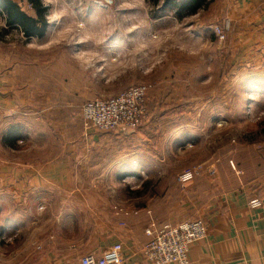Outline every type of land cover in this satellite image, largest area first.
Returning a JSON list of instances; mask_svg holds the SVG:
<instances>
[{"label": "rangeland", "instance_id": "374dc122", "mask_svg": "<svg viewBox=\"0 0 264 264\" xmlns=\"http://www.w3.org/2000/svg\"><path fill=\"white\" fill-rule=\"evenodd\" d=\"M18 1L24 12L36 15L28 0ZM37 1L47 24L43 38H27L18 26H7L0 4V73L7 76L2 86L17 97L20 127L10 134L5 130L10 119L2 120L8 159L28 156L34 167L67 160V167L85 168L90 162L77 158L88 147L87 130L95 129L85 125L83 105L137 85L148 86L144 123L152 120L162 130L176 125L199 139L194 153L191 146L179 154L172 150L170 158L175 132H160L157 140L170 160L164 177L194 168L199 174L232 141L264 138L257 128L264 124V85L237 81L242 68L229 59L226 39L212 30L222 25L214 19L221 4L208 2L206 10L189 15L180 9L182 0ZM164 177L153 178L146 195L171 187ZM142 180L122 184L136 191L143 189Z\"/></svg>", "mask_w": 264, "mask_h": 264}, {"label": "crops", "instance_id": "0c3cea01", "mask_svg": "<svg viewBox=\"0 0 264 264\" xmlns=\"http://www.w3.org/2000/svg\"><path fill=\"white\" fill-rule=\"evenodd\" d=\"M210 2L221 4L216 22L230 23L223 48L242 68L237 81L264 85V0ZM5 80L0 73V264H81L87 254L101 257L112 250L122 253L123 264H151L142 249L150 240L145 230L152 219L158 225L205 222L207 237L191 246L189 264H264V124L257 127L260 143L232 141L230 150L222 151V157L221 151L213 154L203 163L204 172L201 167L184 185L180 174L164 177L162 169L170 160L157 138L161 131L174 130L170 158L172 150L179 154L191 146L194 153L199 139L176 125L162 130L152 120L138 131L89 128L88 147L77 158L90 162L85 168L67 167V160L34 167L28 156L24 161L4 156L2 120L10 119L5 126L10 134L20 128L17 97L3 89ZM102 164H109V170L103 172ZM163 177L171 187L146 195L152 179ZM141 179L145 190L122 184ZM253 198L262 206L250 208Z\"/></svg>", "mask_w": 264, "mask_h": 264}, {"label": "built area", "instance_id": "2783aa9c", "mask_svg": "<svg viewBox=\"0 0 264 264\" xmlns=\"http://www.w3.org/2000/svg\"><path fill=\"white\" fill-rule=\"evenodd\" d=\"M230 23L215 25L212 30L223 41ZM148 86H133L122 93L108 97L98 98L86 102L82 107L83 120L86 126L93 127L99 132H113L116 130L133 131L144 124L146 120V98ZM199 170H187L179 175L180 184L191 181ZM250 208L262 206L258 198L249 202ZM150 240L142 249L145 259L151 264H189L191 246L207 237L208 229L203 220L183 221L158 225L152 219L145 230ZM39 249V247H38ZM124 257L121 252L112 250L101 257L87 254L81 258V264H123Z\"/></svg>", "mask_w": 264, "mask_h": 264}, {"label": "trees", "instance_id": "16d2710c", "mask_svg": "<svg viewBox=\"0 0 264 264\" xmlns=\"http://www.w3.org/2000/svg\"><path fill=\"white\" fill-rule=\"evenodd\" d=\"M208 1L210 2L211 0H182L179 4L181 10L187 11L189 15H192L207 5ZM28 3L36 11L34 17L24 12L21 6L13 0H0L4 11L5 23L10 27L18 26L23 36L27 38H41L45 35L47 25L44 19V9H42L41 3L37 0H28Z\"/></svg>", "mask_w": 264, "mask_h": 264}]
</instances>
